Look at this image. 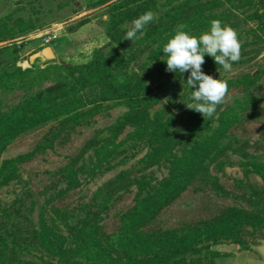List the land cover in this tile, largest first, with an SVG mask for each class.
Returning <instances> with one entry per match:
<instances>
[{
    "label": "trees",
    "instance_id": "16d2710c",
    "mask_svg": "<svg viewBox=\"0 0 264 264\" xmlns=\"http://www.w3.org/2000/svg\"><path fill=\"white\" fill-rule=\"evenodd\" d=\"M219 1H212L209 6H200L193 13V16H199L185 19L181 23L187 25L184 31L188 32L191 28L196 33L208 31L210 22L214 19L232 28L236 22L231 20L234 15L229 10L219 13L211 9L212 6H218ZM243 1L241 7L246 8L243 11L250 9L246 18L256 22L255 26L247 28L246 31L253 35L256 43L263 41L264 2L262 0L259 7L257 0ZM153 5L154 0H114L108 10L106 32L109 40L95 48L91 59L85 62L68 64L61 60L59 64L54 63L41 69L39 77H42L39 82L34 77L29 79V75L35 73L32 68L21 69L13 65L9 69L0 63V96L1 93L9 92L11 96L18 98L10 108L0 109V156L14 139L49 121H57L58 124L51 127L39 142V150H46L63 130L90 121L107 104L128 106L127 111L108 126V135L89 138L81 151L59 169L58 174L66 180V188L57 195L64 196L70 189L80 185L79 173L86 169L84 159L88 152L93 151L96 155V163L91 171L102 167L114 168L115 165L110 163L113 157L127 149L121 147L126 140L118 141L127 128H130L127 139L131 142L145 141L149 146L147 153L141 158L143 164L165 169V175L155 182L144 179L139 182L134 204L119 214V237L116 241L111 240L112 234L104 232L99 226L100 209L95 212L89 208L84 220L79 223L75 220L77 212L80 209L85 212L83 206L90 207L88 204L91 203L78 201L65 211H62L64 208L61 206L51 205L60 218L66 216L69 221L66 222L71 226H68L72 238L69 242L65 235L48 225L43 210L39 211L38 225H33L34 216L29 215L25 221L32 222V228L28 229L26 235L30 241L38 239L50 256L55 257L56 260L47 262L48 264H170L202 251L209 253L208 241L218 237L231 238L244 244L243 233L247 226L255 233L259 231L264 238V161L249 153L245 138L236 136V133L243 134L246 127L240 123L243 113L250 107L258 106L264 98L262 96L257 99L253 91L264 74V66H258L256 74L250 71L236 76L231 83L242 87L245 99L237 100L235 104L224 109L217 106L211 118H204L194 110H189L187 116L178 119L171 114L166 115V112H170L168 107L163 105L155 108L156 95H148L145 91L150 81L162 74H169L163 46L175 34L176 29L164 34L167 22L162 23L159 20L150 26L142 38L134 40L123 52L107 51L114 43H126L124 37L132 26L131 22L143 13L153 11ZM242 22L246 24L244 20ZM7 24L4 22L2 26ZM17 24H11L2 31L13 32L17 27H25L22 22ZM36 26L31 21L28 29ZM237 35L239 39L240 32ZM154 43H157L156 48H149ZM240 43L241 58L232 66L243 65L245 62L244 56L248 53L249 43ZM147 49V60L139 62V66L134 68L138 54ZM204 60V74L211 76L223 69L207 54ZM190 90L191 93L195 91L194 88ZM1 101L0 97V103ZM245 116V119L255 116L259 121L262 120L264 105L249 111ZM30 156L32 153L23 157ZM122 161L127 162L126 158ZM227 161L244 165L247 175L257 174L261 177V181H248L247 186L241 190L240 198L245 201V205H223L207 218L178 225L165 226L158 223L161 214L196 178L207 173L211 163L215 162L217 167L222 168ZM10 168L9 163H0V177L5 176ZM105 186L109 187L107 189L113 195L111 183ZM220 187L226 192L224 186ZM101 190L99 188V192H95L92 199L96 200L100 194L102 196ZM52 201L53 198L48 201V205ZM99 205L104 210L107 199L104 198ZM35 209L32 205L28 214ZM0 239V243H3V237ZM113 254H117L116 259ZM110 260L115 262H109Z\"/></svg>",
    "mask_w": 264,
    "mask_h": 264
},
{
    "label": "rangeland",
    "instance_id": "374dc122",
    "mask_svg": "<svg viewBox=\"0 0 264 264\" xmlns=\"http://www.w3.org/2000/svg\"><path fill=\"white\" fill-rule=\"evenodd\" d=\"M113 1L0 0L1 66L9 69L13 65L21 69L32 68L35 73L29 75V79L34 77L39 82L42 77H39L40 70L54 63L59 64L61 60L68 64L80 63L91 59L94 49L109 40L106 32L107 18L109 6ZM212 1L218 0H154L152 12L155 13V19L147 24L143 31L146 33L151 25L161 20L162 23L167 22L164 34L169 33L185 19L193 18L195 16L193 13L200 6H209ZM243 2V0H220L218 6L211 8L219 13L229 10L234 15L231 20L236 22L232 28L236 33L240 32L239 40L249 43L243 65L232 66L231 72L221 69L211 74L214 79L224 80L228 84L225 100L218 105L221 109L246 97L241 91L242 87L234 86L231 81L241 72L252 71L256 74L258 66L261 64L264 66V40L256 43L253 35L246 31L247 28L255 26L256 22L246 18L250 9L243 11L246 9L241 7ZM197 16L199 15L195 17ZM243 20L246 24H243ZM31 21H34L37 26L28 29ZM4 22L8 24L2 26ZM21 22L25 24L23 29L17 27L13 32L2 31L11 24L18 23L19 25ZM189 30L190 34L196 36L204 32L196 33L193 28ZM54 34L56 38L45 42L46 37ZM126 41L123 45L112 44L107 51L123 52L134 40ZM47 46L51 47L54 57L41 58L31 63L30 56ZM156 46L157 43H154L149 48L155 49ZM249 50L254 53H250ZM148 54V49L139 53V58L134 61L133 67L137 68L139 62L147 60ZM189 75L190 71L182 74L179 71H169L168 75L162 74L154 81H150L145 93L156 95L155 108L163 105L168 107L170 112H166V115L171 114L177 119L185 117L190 110L185 104L193 102L190 100L191 90L187 85ZM28 80L26 81L29 82ZM17 88L19 89L20 86ZM194 90H196L195 87ZM253 91L257 99L264 96V74ZM10 96L9 92L1 93V110L10 108L14 100H18L16 96ZM263 105L264 98L258 106L250 107L243 113L240 123L246 126L244 130L241 129L244 133H236L237 138H245L248 141L245 145L249 153L259 157L262 161H264V117L259 121V118L255 116L245 119V115ZM127 109L128 106L125 104H107L106 108L90 121L63 130L46 150H39L38 144L48 130L58 124L57 121H49L29 130L5 148L0 156V163H9L11 168L5 176L0 177V238L4 239V242L0 243V264H48L47 262L56 260L41 246L38 239L34 242L30 241L26 234L28 229L31 230L32 222L25 221L29 215L34 216L33 225H38L39 211L43 210L48 225L65 235L66 241L69 242L72 240L71 233L68 231L69 225L66 223L69 221L66 216L60 218L56 214L57 210L51 206L54 204L63 207L64 209L61 210L65 211L66 208L76 205L78 201L91 203L88 204L90 207L83 206L85 212L82 209L77 212L75 220L78 223L84 220L89 208L94 209L95 212L100 209L99 226L104 232L112 234L111 240L116 241L119 237V214L134 204L139 182L144 179L153 183L165 175L164 167L143 164L141 158L149 149L147 143L145 141L131 142L127 139L130 133V128H127L118 139V141L126 140L121 147L127 149L113 157L110 163L115 167L111 169L102 167L91 171L96 163V155L93 151L88 152L84 159L86 169L79 173L80 185L70 189L64 196L57 195L66 188V180L58 174V171L70 161L72 156H76L81 151L89 138L93 136L101 138L108 135V126ZM177 122L178 120L176 124ZM28 153H32V156L24 158L23 156ZM125 158L126 163L122 161ZM122 171L126 173L123 174ZM251 180L261 181V177L257 174L247 175L245 166L238 162L227 161L222 168L217 167L213 162L209 165L207 173L196 178V181L188 186L180 197L161 214L158 223L165 226L178 225L191 220L207 218L223 205H245V201L240 198V193ZM109 182L113 195L109 193L110 190L107 189L109 187L105 186ZM220 185L225 187L227 193L222 191ZM99 188L102 189V196L107 199V207L104 210H101L99 205L104 199L101 194L96 200L92 199L94 193L99 192ZM52 198V203L48 205V201ZM32 205L36 209L28 214ZM243 238L244 244L231 238L218 237L208 241L209 253L202 251L170 264H264V257L257 250V246L264 240L259 231L255 233L250 226H247ZM113 257L116 259L117 254H113ZM109 262L114 263L115 261L110 260Z\"/></svg>",
    "mask_w": 264,
    "mask_h": 264
},
{
    "label": "clouds",
    "instance_id": "9594fccd",
    "mask_svg": "<svg viewBox=\"0 0 264 264\" xmlns=\"http://www.w3.org/2000/svg\"><path fill=\"white\" fill-rule=\"evenodd\" d=\"M154 19L155 13L152 11L135 18L126 31L124 40L133 41L142 37L145 34L143 29ZM210 25L208 31L196 36L184 31L187 25L180 24L175 34L163 46L168 71H179L181 74L190 71L187 85L191 89L195 87L196 90L191 93L190 100L193 102L185 105L188 109L202 114L204 118L214 115L217 106L224 102L228 93L226 81L214 79L202 71L205 54L213 58L216 65L222 66L225 72H231L233 63L241 58V43L236 31L216 19Z\"/></svg>",
    "mask_w": 264,
    "mask_h": 264
},
{
    "label": "water",
    "instance_id": "95a60500",
    "mask_svg": "<svg viewBox=\"0 0 264 264\" xmlns=\"http://www.w3.org/2000/svg\"><path fill=\"white\" fill-rule=\"evenodd\" d=\"M257 4L260 7L262 4V0H257ZM54 57L53 51L51 47L47 46L42 49L40 52H36L30 56V62L34 63L35 61L41 59V58H51ZM257 250L260 252V254L264 257V240H262L261 244L257 246Z\"/></svg>",
    "mask_w": 264,
    "mask_h": 264
},
{
    "label": "built area",
    "instance_id": "2783aa9c",
    "mask_svg": "<svg viewBox=\"0 0 264 264\" xmlns=\"http://www.w3.org/2000/svg\"><path fill=\"white\" fill-rule=\"evenodd\" d=\"M57 36L54 34L53 36H49L45 38V42H49L50 40L56 38Z\"/></svg>",
    "mask_w": 264,
    "mask_h": 264
}]
</instances>
